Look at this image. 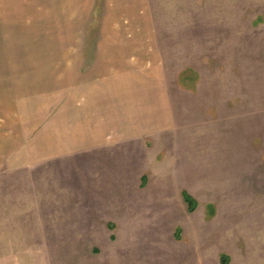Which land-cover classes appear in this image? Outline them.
I'll return each mask as SVG.
<instances>
[{"label":"rangeland","instance_id":"374dc122","mask_svg":"<svg viewBox=\"0 0 264 264\" xmlns=\"http://www.w3.org/2000/svg\"><path fill=\"white\" fill-rule=\"evenodd\" d=\"M136 2L149 13L112 9L125 0H0V65L31 99L0 110V264H264V0ZM121 21L155 24L169 141L71 153L66 76L78 96L105 24ZM39 80L54 109L34 110Z\"/></svg>","mask_w":264,"mask_h":264},{"label":"crops","instance_id":"0c3cea01","mask_svg":"<svg viewBox=\"0 0 264 264\" xmlns=\"http://www.w3.org/2000/svg\"><path fill=\"white\" fill-rule=\"evenodd\" d=\"M125 3L112 9L119 13L118 10L126 6L133 14L149 13L147 6L136 5V0H125ZM105 25L110 37H102L96 44L97 52L89 57L93 65L89 66L87 77L85 70L81 71L84 72L81 77H76L80 80L77 81L76 89L80 101L74 104L71 99L74 102L78 98L74 95L75 75L71 72V75L66 76L65 97L60 99H64L66 104V149H70L71 153L87 151L98 155L104 149L113 150L117 146L131 148L141 144L150 150L163 147L164 142L167 146L175 120L166 80V66L161 58L162 45L156 36L155 24L151 27V24L144 22L139 26L141 30L133 22L129 23V27L122 21ZM125 29H130L134 34L126 38ZM6 73L5 66L0 65V110L26 109V100L31 99L17 90L20 84L24 85L23 82L6 78ZM51 82L52 76L49 91L56 96L57 106V81L53 87ZM43 86L47 84L43 85L41 80L33 84V108L37 111L43 109L42 103H49V109L55 108L52 98L47 103L43 102ZM151 159L154 161L156 157ZM153 161L138 164L146 170L144 173H148V168L151 172L154 170L151 167Z\"/></svg>","mask_w":264,"mask_h":264},{"label":"trees","instance_id":"16d2710c","mask_svg":"<svg viewBox=\"0 0 264 264\" xmlns=\"http://www.w3.org/2000/svg\"><path fill=\"white\" fill-rule=\"evenodd\" d=\"M184 200L189 204V211L193 212L197 206V202L193 199V197L185 191L183 193Z\"/></svg>","mask_w":264,"mask_h":264}]
</instances>
